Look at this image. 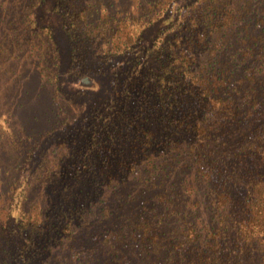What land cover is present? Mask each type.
<instances>
[{
  "label": "trees",
  "instance_id": "obj_1",
  "mask_svg": "<svg viewBox=\"0 0 264 264\" xmlns=\"http://www.w3.org/2000/svg\"><path fill=\"white\" fill-rule=\"evenodd\" d=\"M52 11L68 67L51 31V125L21 126L23 209L0 226V264H264V0Z\"/></svg>",
  "mask_w": 264,
  "mask_h": 264
},
{
  "label": "rangeland",
  "instance_id": "obj_2",
  "mask_svg": "<svg viewBox=\"0 0 264 264\" xmlns=\"http://www.w3.org/2000/svg\"><path fill=\"white\" fill-rule=\"evenodd\" d=\"M54 4L55 0H0L1 227L13 223L14 220L16 222L23 209L18 195L24 189L23 183L26 177L23 176L25 171H21L22 153L19 152L21 149L24 150L27 143H23L24 146H22L17 141L21 126L23 124L29 129L33 127L34 132H32L35 134V132L41 133L49 129L51 125V120H47L45 116L49 98L52 95L50 82H46L44 74H42L43 78H40L38 74L41 67L38 59L44 62L49 59L47 53L51 46V41L49 43L51 39L49 37L53 35L51 31L54 33L53 38L55 37L54 40L60 52V72L64 73L68 67L67 56L65 58L63 55V35L62 31H59L62 18L52 11ZM49 64L50 62L47 65L44 64L47 67V74H51V70H54L49 67ZM42 82L47 85L42 87ZM104 83L102 81L101 87L97 89L99 83L93 82L91 84L93 88L86 90L89 99L87 107L104 96V87H106ZM84 100L85 98L79 99V97L74 99V111H79L80 104ZM33 115L37 117L34 125L31 123ZM20 146H22L21 149ZM33 192L28 194V202L33 200L37 203L34 197L38 196V192L37 196Z\"/></svg>",
  "mask_w": 264,
  "mask_h": 264
}]
</instances>
